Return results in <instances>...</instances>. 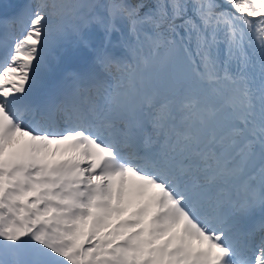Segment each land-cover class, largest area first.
Listing matches in <instances>:
<instances>
[{"label": "snow or ice", "instance_id": "snow-or-ice-1", "mask_svg": "<svg viewBox=\"0 0 264 264\" xmlns=\"http://www.w3.org/2000/svg\"><path fill=\"white\" fill-rule=\"evenodd\" d=\"M0 264H264V0H0Z\"/></svg>", "mask_w": 264, "mask_h": 264}, {"label": "bare ground", "instance_id": "bare-ground-1", "mask_svg": "<svg viewBox=\"0 0 264 264\" xmlns=\"http://www.w3.org/2000/svg\"><path fill=\"white\" fill-rule=\"evenodd\" d=\"M24 1V0H23ZM5 2H15V3H23L22 0H5ZM128 215H130V213H126L125 217H127Z\"/></svg>", "mask_w": 264, "mask_h": 264}]
</instances>
